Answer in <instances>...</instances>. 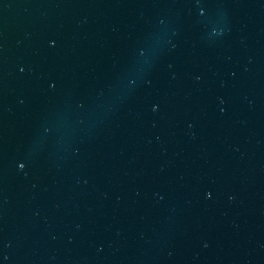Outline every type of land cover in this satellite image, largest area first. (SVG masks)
I'll use <instances>...</instances> for the list:
<instances>
[{"label":"water","instance_id":"95a60500","mask_svg":"<svg viewBox=\"0 0 264 264\" xmlns=\"http://www.w3.org/2000/svg\"><path fill=\"white\" fill-rule=\"evenodd\" d=\"M0 264H264V0H0Z\"/></svg>","mask_w":264,"mask_h":264}]
</instances>
